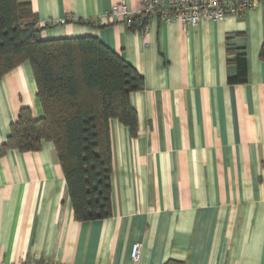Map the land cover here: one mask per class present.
Here are the masks:
<instances>
[{"label":"crops","instance_id":"0c3cea01","mask_svg":"<svg viewBox=\"0 0 264 264\" xmlns=\"http://www.w3.org/2000/svg\"><path fill=\"white\" fill-rule=\"evenodd\" d=\"M31 4L43 40L98 38L144 86L130 95L137 135L110 123L107 219L75 220L53 143L0 157V263L264 264V1L195 26L153 16L145 33L110 17L123 4L140 15L142 0ZM237 54L247 57L248 80L231 85ZM36 92L28 62L0 80V146L23 108L44 116Z\"/></svg>","mask_w":264,"mask_h":264},{"label":"trees","instance_id":"16d2710c","mask_svg":"<svg viewBox=\"0 0 264 264\" xmlns=\"http://www.w3.org/2000/svg\"><path fill=\"white\" fill-rule=\"evenodd\" d=\"M124 25L145 33L148 19L138 15ZM42 31L31 0H0V80L30 63L44 113L36 120L23 108L0 157L9 150L38 152L43 142L53 143L75 220L107 219L112 215L110 123L118 120L137 135L130 95L143 89L144 78L98 38L43 40ZM233 62L237 75L229 84L247 83L246 55L237 54Z\"/></svg>","mask_w":264,"mask_h":264},{"label":"built area","instance_id":"2783aa9c","mask_svg":"<svg viewBox=\"0 0 264 264\" xmlns=\"http://www.w3.org/2000/svg\"><path fill=\"white\" fill-rule=\"evenodd\" d=\"M264 0H142V19L158 16L166 24L180 22L195 26L201 22H221L228 17H241L246 12L256 8ZM110 17L120 19L127 26L131 25V16L127 7L115 5ZM71 18L61 20L60 25L73 22ZM147 27L145 28L146 31ZM142 245L132 246L130 257L134 263L141 259ZM3 264V263H0ZM20 264H50L24 260Z\"/></svg>","mask_w":264,"mask_h":264}]
</instances>
